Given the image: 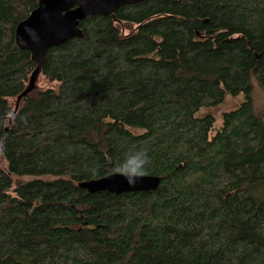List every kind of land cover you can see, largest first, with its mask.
<instances>
[{
	"label": "trees",
	"instance_id": "1",
	"mask_svg": "<svg viewBox=\"0 0 264 264\" xmlns=\"http://www.w3.org/2000/svg\"><path fill=\"white\" fill-rule=\"evenodd\" d=\"M0 0V264H264V0H143L36 65ZM127 31V32H125ZM244 101L196 116L226 95ZM152 191L80 182L137 168ZM29 177L14 183V178Z\"/></svg>",
	"mask_w": 264,
	"mask_h": 264
},
{
	"label": "water",
	"instance_id": "2",
	"mask_svg": "<svg viewBox=\"0 0 264 264\" xmlns=\"http://www.w3.org/2000/svg\"><path fill=\"white\" fill-rule=\"evenodd\" d=\"M143 0H38L37 6L20 21L14 30L16 45L30 53L36 68L31 75L28 91L45 60L46 51L71 38H81L79 21L92 15H110L122 5ZM159 177L143 174L129 184L124 173H112L80 182L78 186L88 193L105 191L113 194L152 191L158 187ZM12 264H21L14 262Z\"/></svg>",
	"mask_w": 264,
	"mask_h": 264
},
{
	"label": "rangeland",
	"instance_id": "3",
	"mask_svg": "<svg viewBox=\"0 0 264 264\" xmlns=\"http://www.w3.org/2000/svg\"><path fill=\"white\" fill-rule=\"evenodd\" d=\"M252 85H253L252 98L254 101V105L256 107H260L264 105V89L262 88V86H260L257 83L255 79L252 80ZM48 86H50V84H48L45 81V79L40 74H38L33 83V87L37 89H43ZM244 99L245 97L243 94H239L237 96L226 95L221 103L215 106H205L200 108L196 113V116L202 117L207 114L213 116L215 119V127L218 128L222 122V113L236 109L244 101ZM0 166L3 168L6 167V162L1 152H0ZM29 179H30L29 177L14 178V183L16 184L17 182L27 181ZM260 192H262L260 194L264 196V188Z\"/></svg>",
	"mask_w": 264,
	"mask_h": 264
},
{
	"label": "clouds",
	"instance_id": "4",
	"mask_svg": "<svg viewBox=\"0 0 264 264\" xmlns=\"http://www.w3.org/2000/svg\"><path fill=\"white\" fill-rule=\"evenodd\" d=\"M138 159L140 160L139 165L137 166V168L135 170L132 171H125L124 175H125V179L127 180V182L131 185L134 184L136 182V178H139L140 176L143 175V166L147 163H149V158L146 154L141 153L140 156L138 157Z\"/></svg>",
	"mask_w": 264,
	"mask_h": 264
}]
</instances>
